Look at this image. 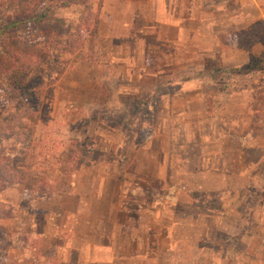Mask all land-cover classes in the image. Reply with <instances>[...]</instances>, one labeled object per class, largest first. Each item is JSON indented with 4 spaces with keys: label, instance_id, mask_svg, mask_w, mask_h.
I'll list each match as a JSON object with an SVG mask.
<instances>
[{
    "label": "crops",
    "instance_id": "obj_1",
    "mask_svg": "<svg viewBox=\"0 0 264 264\" xmlns=\"http://www.w3.org/2000/svg\"><path fill=\"white\" fill-rule=\"evenodd\" d=\"M113 1L142 14L121 105L156 99L163 129L148 121L143 143L121 139L122 164L77 171L50 209L28 212L23 246L36 240L42 264H264V137L242 128L258 74L237 47L239 32L264 30V0Z\"/></svg>",
    "mask_w": 264,
    "mask_h": 264
},
{
    "label": "rangeland",
    "instance_id": "obj_2",
    "mask_svg": "<svg viewBox=\"0 0 264 264\" xmlns=\"http://www.w3.org/2000/svg\"><path fill=\"white\" fill-rule=\"evenodd\" d=\"M1 3L4 4L0 5L1 20L44 6L49 7L50 16L39 28L27 25L11 32L7 55L15 60H11L12 64L17 60L24 62V72L9 68L7 62L0 64V114L12 112L23 101L24 93L31 92L40 102L37 114L33 118L28 116L24 128L27 149L15 145L11 138L0 142V149L8 152L14 170L22 176L18 185L0 191V209L6 213V218L0 219V264H12L21 257L12 240L25 229L31 217L28 212L50 209L55 197L69 191V182L83 166L122 164L123 136H128L127 144L143 143L149 135L148 121L153 128L163 126L156 124L162 110L156 99L149 101L153 108L121 105L133 100L132 96L120 93L124 88L120 86L124 83L120 77L123 64L132 63L122 62L121 55L124 51L135 54L138 49L132 28L138 26L142 14L133 12V6L113 0H2ZM257 28L260 30L259 24ZM145 42L151 44V38L146 36ZM258 42L262 46L256 47V53L264 50V37ZM157 50L161 54L175 52L174 47ZM194 50V45H190L179 52L188 56ZM145 54L149 64L153 53L147 50ZM145 100L146 97L141 99ZM252 116L255 114L251 112L242 128L254 132ZM171 125L177 129L174 123ZM256 134L264 137V126ZM176 159H172L174 164ZM126 164H133L132 156H128ZM6 241L8 246L4 245ZM236 248L241 250L243 246Z\"/></svg>",
    "mask_w": 264,
    "mask_h": 264
},
{
    "label": "trees",
    "instance_id": "obj_3",
    "mask_svg": "<svg viewBox=\"0 0 264 264\" xmlns=\"http://www.w3.org/2000/svg\"><path fill=\"white\" fill-rule=\"evenodd\" d=\"M0 5H4L1 3ZM49 7L44 6L42 9L32 10L29 12L20 11L10 20L0 19V64L9 65V68L13 67L18 73L24 72V62L20 63L17 60L15 64L11 63L12 56L7 55L8 45L11 40V32L20 26L32 25L34 28H39L45 25L50 16L48 15ZM257 24L251 26V28L245 31L239 32V38L237 41V47L247 50L248 52V67L245 71H251L258 74V79L253 83V90L248 100L247 110L255 116L252 126L255 125L253 133H257L261 126H264V50L261 52H252L250 47L257 39L259 33H263V28L260 25V30L257 28ZM11 64H9V62ZM12 65V66H11ZM14 65V66H13ZM3 67H7L1 65ZM6 69V68H4ZM228 72L241 73L237 69H230ZM23 100L20 104L14 107L12 112L6 114H0V142L6 141L11 138L15 145L23 150L27 149V138L24 137V128L28 124V119L33 118L38 111L40 102L34 95L24 93ZM262 109V110H261ZM29 116V118H28ZM26 121V122H25ZM8 152L0 149V191L15 187L21 182L22 176L18 174L13 167L12 162L7 158ZM6 218V213L0 209V219ZM14 249L21 255L12 262V264H42L39 258L40 254L37 252L36 245L38 242L34 239H30L27 243L28 246L24 247L23 240L19 235L13 237ZM5 246L9 245V242H4ZM42 259V258H41ZM43 260V259H42ZM46 264H49L46 262Z\"/></svg>",
    "mask_w": 264,
    "mask_h": 264
}]
</instances>
